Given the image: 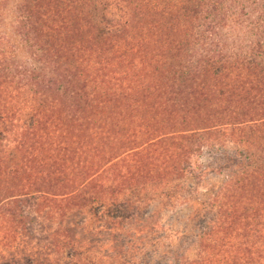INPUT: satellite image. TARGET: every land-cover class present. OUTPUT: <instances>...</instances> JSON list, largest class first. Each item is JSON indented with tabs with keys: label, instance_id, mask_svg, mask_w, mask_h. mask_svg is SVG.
Returning <instances> with one entry per match:
<instances>
[{
	"label": "trees",
	"instance_id": "16d2710c",
	"mask_svg": "<svg viewBox=\"0 0 264 264\" xmlns=\"http://www.w3.org/2000/svg\"><path fill=\"white\" fill-rule=\"evenodd\" d=\"M0 264H264V0H0Z\"/></svg>",
	"mask_w": 264,
	"mask_h": 264
},
{
	"label": "rangeland",
	"instance_id": "374dc122",
	"mask_svg": "<svg viewBox=\"0 0 264 264\" xmlns=\"http://www.w3.org/2000/svg\"><path fill=\"white\" fill-rule=\"evenodd\" d=\"M209 152L208 153H206L205 155H199L198 157L199 158H195V160H197V161H201V162H205V163H207L208 161H210L208 158H209ZM203 157V158H202ZM219 181V179H217V178H213V176H210L209 177V180H207V182H206V185L210 188V189H213L214 188V185H217V182ZM197 203H194V206L192 205V208L193 207H197ZM192 210L191 209H189V210H187V211H184V213H183V215L185 216V218H187V217H189V215H191L192 214ZM164 220H165V218H164ZM172 232V231H171ZM171 235L173 234V233H170Z\"/></svg>",
	"mask_w": 264,
	"mask_h": 264
}]
</instances>
